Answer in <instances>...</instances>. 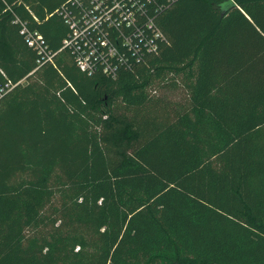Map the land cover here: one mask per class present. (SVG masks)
Wrapping results in <instances>:
<instances>
[{"label":"trees","instance_id":"obj_1","mask_svg":"<svg viewBox=\"0 0 264 264\" xmlns=\"http://www.w3.org/2000/svg\"><path fill=\"white\" fill-rule=\"evenodd\" d=\"M67 7L0 0V264H264V0H155L167 41L116 77Z\"/></svg>","mask_w":264,"mask_h":264},{"label":"built area","instance_id":"obj_2","mask_svg":"<svg viewBox=\"0 0 264 264\" xmlns=\"http://www.w3.org/2000/svg\"><path fill=\"white\" fill-rule=\"evenodd\" d=\"M152 2L155 0H72L73 7L62 11L70 26L63 44L71 50L79 69L116 77L121 67L131 68L147 53L157 52L167 38L149 14ZM13 23L20 25L27 44L41 55L40 62L52 60L53 54L38 31L16 15ZM14 86L12 81L0 80V100Z\"/></svg>","mask_w":264,"mask_h":264},{"label":"rangeland","instance_id":"obj_3","mask_svg":"<svg viewBox=\"0 0 264 264\" xmlns=\"http://www.w3.org/2000/svg\"><path fill=\"white\" fill-rule=\"evenodd\" d=\"M24 82H25V81H24ZM169 95H171L172 97H176V98L179 97V94H177V93H169Z\"/></svg>","mask_w":264,"mask_h":264}]
</instances>
